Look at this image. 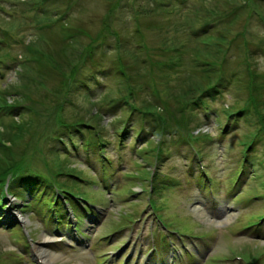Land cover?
I'll list each match as a JSON object with an SVG mask.
<instances>
[{
  "label": "rangeland",
  "instance_id": "374dc122",
  "mask_svg": "<svg viewBox=\"0 0 264 264\" xmlns=\"http://www.w3.org/2000/svg\"><path fill=\"white\" fill-rule=\"evenodd\" d=\"M59 1L60 2L58 3H53L51 1L50 3V6L57 10V13L51 16V20L55 22V27L52 29L47 28L43 31L41 36L34 39L35 45H37V53H39L38 57L31 56L30 53L25 50L24 45L29 41L28 38L31 32L34 34V24L40 25L43 16L34 20V12H25V10L22 9L25 6L24 0H20L19 4L15 3V5L6 6L9 8V11L17 13L15 20L9 18V14L5 11L0 13V25L5 28V31L8 34L6 36L3 35L4 33H1V40L3 43H0V57L5 59V56L8 53H11L9 62L7 64L6 62L5 64L2 63L1 65L3 71V76L0 78L1 93L2 90H8L6 86L10 87L15 85L16 89H19L18 87L29 80V78L36 80L35 82L30 80L33 88L43 89V91L48 89L62 91L66 90L67 87L72 86V83L70 84V82H68L69 85L62 84V81L64 82V80L57 75V73H59L57 68H59L63 62L61 56H65V53L69 51V42H71L70 40H64L60 32V26L61 24L65 23L67 25L69 23V26H77L81 31L85 30L92 34H95L96 32L98 33V31L102 29L100 27H103V18L109 11L111 2H109V0ZM151 1L153 0H136L134 1V4L130 3L133 9L128 11L127 15L119 13V22L114 23V28L122 31L120 34L121 37L124 38L123 40H126L125 42H139L142 39L140 35H144L147 42L157 46H169L168 43H170L171 46L173 45V47L178 45V48L182 51V57L179 58L177 54H173L172 57L183 59L187 63L189 57H193V55H191L188 50L190 45L187 44L189 34L185 29L184 23L191 20L196 8H201L202 5L213 8L214 0H206L202 5L200 0H190V2L196 3L194 4L195 7L192 8L190 6L188 8L180 5L183 10L182 13L178 10L165 12L160 8V11L152 16L148 14L143 15L140 17V20L144 23L146 30L137 33L133 27V22L136 21V12H141L146 9L148 10V7L153 8L150 6ZM30 2L31 1L29 0V3ZM157 2L163 6L165 0H157ZM48 3L49 1L46 4ZM154 5H156L155 1ZM30 8L31 10H35L32 5ZM48 8L50 9V7ZM218 14L221 15V13ZM245 15H247V13L242 12L232 25L235 24L237 29L242 28L243 30L244 26L249 25V28H246L249 37L254 36V34L259 33V31L263 32L264 35V31L260 29L258 22L252 24L250 22L247 23L241 21L244 20ZM61 17L65 18L64 22L58 20ZM155 17L157 18L155 19ZM214 17L219 18L217 14H215ZM21 18L23 20H21ZM129 22V30L123 31L122 24L126 25ZM216 22L218 23V21ZM148 23L155 26H164V28L157 29L156 31L153 29L151 30L147 28L146 24ZM261 24H263V22ZM11 37L21 38L25 40V42H23V44H15V41ZM109 37L110 38L104 39V53L100 52L99 54L107 66L113 64L117 55L116 52H114L115 48L113 46L116 39L111 35ZM4 40H8L11 43L9 49H6L8 46L4 44ZM117 42L121 41H118L117 39ZM125 42L123 41V43ZM126 44L129 46L128 43L124 44L120 50L121 55L126 53L125 50L127 51ZM255 44H257V41L252 43L253 47ZM262 54L256 56V64L260 68L261 83L264 84V54ZM240 55L241 54L237 53L238 57ZM27 56L28 61L25 62L24 60ZM39 57H41L42 62H44L42 67L37 64ZM20 58L23 59L24 65L20 64ZM53 61H56L55 68H53ZM243 65L245 64L243 63L240 65L239 62H233L228 73L235 71L236 69L242 70V68H244ZM92 66L93 64L89 63V65L78 67L76 69L75 77L80 79L91 70L99 71V68H91ZM187 66L188 64L184 67H179L177 73L179 75L186 73L187 75V72L191 71ZM138 71L137 68L133 67L129 72L136 74ZM194 72L197 71L194 70ZM65 73L66 75H70L71 70L67 68ZM91 76L92 80L90 86L94 90L95 95L88 97L85 95L83 88L78 87V92L75 90L76 95L74 97L72 96L76 106H73L75 107L73 109L68 108L67 111L69 113L63 115V117L77 119L82 115L85 120L87 119L93 124L99 123L103 126L105 125L104 133H106L109 138L115 140L116 136L114 134V129L112 127L109 128L108 123L115 116L121 119L125 117L126 114L120 109H116L115 114L113 112V115L112 113L105 114L101 120L94 119L96 117H93L95 111L92 109L94 106H92L93 103L91 101L94 98L96 100L100 99V102L105 103L108 98L104 95L105 92L103 91V86L109 87L111 91H117L120 87L117 85V77L113 75L110 77L102 76L101 78V76L97 77L95 73H92ZM146 79L145 83L153 88L155 83L159 85L158 81L154 83L153 81H147ZM200 79L201 76L199 72H197L191 81L200 82ZM16 85H18V87ZM222 93L223 96H219L216 100H210L208 103L209 112H211V114H215L216 112L220 113L221 119L216 121L214 115H211L208 120L206 118L203 119L205 122H208L207 125L211 132V138L203 137L201 140H192L198 147L200 153L203 154L205 162L208 165L216 191L215 200L209 197L207 193L208 189L205 190L199 186L198 179L200 176L195 163L192 146L189 143L190 141L184 140L181 133L173 134V136H160L162 137V140H164L162 145L168 156L163 157L164 162L161 166L160 164L158 165L163 172L170 174V176L174 178L175 185H169L168 188L162 192V195L158 197L160 201L159 203L161 204L159 212L165 217V219L163 218V222L167 225L192 232L190 236H184V242L189 245V250L195 255H190L184 252V257L182 260L177 261L178 264L180 262L183 264H244L243 260L235 258V253L242 254L243 252L251 251L253 254H256L257 252L264 251V245H262L264 244V238L261 233H257V231H252L251 229L247 230L245 228L248 220L250 218L253 219L254 217L252 216H254L255 213L258 214L261 212L262 207H264L263 199L254 197L255 192H263L264 189L256 188L255 192L251 191V187H256L258 184L256 181H252L253 177L246 179V181L250 182L240 193L238 192L241 189H234L231 187L233 178L235 177L237 170L241 167L240 160L242 158V149L244 147V134L248 130L253 129L250 124L258 119V116L256 115L258 113L250 111L247 115V117L250 118L249 120L243 118L240 121L239 126L231 127L230 125L229 129L231 128V130L227 134H222L219 129V122H221V120L223 123L225 122V114L223 111L225 104L226 106L232 104L237 96L239 98L246 97L247 91L242 87V82L239 81L236 85L229 84L226 86ZM15 95V93L12 94L9 96V99L16 102L17 100L14 99L16 97ZM166 95L167 94L164 93V96ZM109 96H116V93L114 92ZM162 98L168 105L170 111H173L175 114H177V111H182L180 109L181 107H179L176 102L171 101V99L166 97ZM258 99L264 100V93H260ZM21 101L23 104H27L26 100L21 99ZM68 105L70 104L68 103ZM197 111L199 112L200 117H204L203 111ZM12 120L13 119H5L4 121L9 123ZM131 120L134 121L131 125L133 130L129 138L126 140L127 144H124L121 147L116 145L115 141H113L114 145L112 144L110 150L107 151V158L113 162L112 167H108L107 174L105 173L107 186H103L101 181H99L98 175L102 172V170L100 171L99 169L102 168L108 160H106V157L101 160L98 152H88V149L83 147V137H78V140H76L79 142L77 145L78 150L73 151V155L69 156L67 152H63L62 148H64V146L61 141L47 142L45 136H48V134L57 129L56 126H51L52 122H49L48 126H45L43 123L39 127L36 134L40 135L42 141L38 142L37 138H33V145H35L34 150L29 148L28 154L26 153L27 151L25 152V161H22L19 165L22 167L33 165L32 167L40 170H45L48 163L56 164L58 167H61L62 164V168L65 169L72 167L75 171L83 174L82 176L89 179L88 183H85L84 186L80 185V190L85 187L84 190H87L89 195L97 203L104 204L103 206L99 205L102 206V209H99L102 213L98 216V222L94 223L86 221L81 224V228L88 236L84 237V240H86L85 243L90 244L89 246L78 245L76 244V241H74L76 247H67L65 245L60 246L57 244H54V246L43 245L40 247L41 251L45 249L54 254H58L56 259H53L50 264H157L160 260L166 261L167 264L169 263V252L172 245L167 240V234L165 232H159L160 229L156 228L153 222V216L155 214L150 213L152 209L148 205L153 194V189L151 192L152 194L149 193V197L147 195L148 192L140 193V185L137 186L135 182L132 183L133 180L136 181V179L132 177V174L139 169L138 162L141 161V158L135 151H137L138 148L143 146L149 147L150 145L146 142L140 144L137 143V145L136 143L133 144L135 140L134 134L137 132L136 130L142 126V121L137 120L135 116H132ZM114 122L116 123V121ZM146 124L147 129L151 130V124L148 122H146ZM0 126V135H4L3 126L1 124ZM63 134L65 140L68 141L67 143L71 145L72 139H70L69 135L66 133ZM150 134L153 136V132ZM156 138H158V136H156ZM218 138H222L221 141ZM29 139L30 137H27L24 140L26 142L25 147L28 145V142L30 141ZM8 144H10V142ZM21 144L18 143L15 148L17 150L20 146L21 148H24V145ZM67 149H71V147ZM67 149L64 150L68 151ZM263 154L264 143L262 142V144L257 147V157L262 158ZM22 155L18 153L17 157ZM144 158L147 162L154 163L155 153L151 152L150 155H146ZM92 165L94 168H89L92 167ZM175 165L178 166V170L175 169ZM189 167L195 169L194 176L190 175L188 172L187 169ZM147 169L150 168L148 167ZM257 171L258 174L264 173V170L261 167H257ZM62 178L65 177L62 176ZM151 183V181L144 182L148 191L150 190ZM170 183L171 182H168L167 184ZM134 191L137 193H133ZM32 201V196L29 197V199H25V202L19 201L14 197V200L10 202L11 206L9 205V207L13 206L10 211L14 209L17 214L10 215L8 212L9 207H6L1 212L2 215H5L8 225L15 230L11 231L0 227V264L17 263V258L15 257L20 256L18 255V252H22L24 253L22 255L26 256L27 251H22L24 234H22L23 231L20 230V227L23 226L27 231H31L32 236L37 242H40L48 235L54 234V227L50 223V219L43 216L44 211L47 210L46 208L37 207L33 211H28L32 210V208L28 207L27 209L26 205L30 204ZM36 205L39 206L38 204ZM38 209L42 210L40 211L41 214L36 212ZM130 214H135V217L141 214V218L137 220V224H134V229H131L132 236L129 238V230L123 229V231H121L119 227L122 223L128 221L126 219H129ZM19 216L23 217V222ZM255 219H257V217ZM170 220H173L174 223L171 224ZM14 232L18 234L17 236L19 240L15 239ZM165 237L166 244H163L161 242H164ZM173 238L180 246L182 240L178 237ZM16 242H19V245ZM133 242H135L134 255L128 259L126 255ZM192 242L198 244V249L200 250L199 255L197 253V248L191 246L190 243ZM155 243L158 247L160 246V258L153 254V252L151 255L147 254L148 249L152 248ZM7 252H12V256ZM43 255L45 256L44 253ZM209 255H213L215 259L211 258ZM261 264H264V256L261 258Z\"/></svg>",
  "mask_w": 264,
  "mask_h": 264
},
{
  "label": "trees",
  "instance_id": "16d2710c",
  "mask_svg": "<svg viewBox=\"0 0 264 264\" xmlns=\"http://www.w3.org/2000/svg\"><path fill=\"white\" fill-rule=\"evenodd\" d=\"M8 1L18 4V0H0V10L4 7V3ZM31 1L36 3L37 8H42L44 3L48 1L49 3H51V1L53 3L60 2L59 0ZM134 1L136 0H109V2H111L109 11L103 18L104 24L103 27H100L102 29L98 31V33L92 34L85 30L81 31L77 26H69L70 24L60 30L64 40H70L71 42H69V51L65 53V56H61L63 62L62 65L57 68V70H59L57 75L64 80L62 84L69 85L68 82H70L72 86L62 91L57 89L43 91V89L33 88L30 80L32 82L36 80L28 76L29 80L19 87L16 85L19 89H16L15 85L8 87V94L11 96L15 93L16 97L14 99L17 100L15 103L13 102L12 105L9 104V106L15 109L14 113H17L20 119L17 120L14 118V120L8 124H4V135H0V178L6 177L7 173L10 171L20 169L19 164L25 161L24 157L26 153L28 154V149L32 148L34 150L35 148V145H33V138H37L38 142L42 141L40 135L36 133L43 123L45 126H48V123L52 122L51 126L57 127L54 132L45 136L46 140H48L47 137L50 136L51 138L55 136L58 137V132L68 129L82 131L81 133L83 134L85 131H88L92 143L91 145H98L106 149L109 140L104 133L105 125L103 126L99 123L91 124L87 122L82 115L77 119L63 117V115L69 113L67 111L68 108L73 109L75 108L73 106H76L72 98V96H75L74 84L83 81H79V78L75 77L76 69L82 65H89V63L93 64L91 68H99V71L91 70L85 75L87 76L85 80H92V73L106 77L113 75L117 77V85L120 87L117 91L110 90V92H107L109 91L107 90L104 93L108 98L105 102L114 101L142 116L150 115L162 121L166 125L165 128L173 125V127L176 126L181 128L184 126L187 128L192 121V108H197L202 103L207 93L213 96L211 94V89L214 88L212 91L218 92V85L225 82V76L230 73H234L232 77H235L237 81L243 82L245 90L247 91L245 98L236 100L237 106L242 105V103L253 105L261 104L264 110V100L258 99L259 94L264 93V91L261 86L260 68L256 64V56L262 53L264 54L263 32L259 31V33L249 37L246 32V28H249V25L244 26V30L242 28L237 29L235 24V28L234 25H232L242 12H246L247 15H245L244 20L241 21L250 22L252 24L258 22L260 29L264 31V0H214L213 8L202 5L206 1L202 0L201 8H196L191 20L187 22V26L185 27L186 30L189 29L192 31V33L187 32L189 34L187 44H190L188 50L193 57H189L187 63L183 59L172 57L173 54H177L179 58L182 57V51L178 48V45L173 47V45L171 46V44L168 43L169 46H157L147 42L144 35H140L142 39L139 42L131 43L123 40L124 38H122L120 34L122 31L115 29L114 23L119 22V13L127 15L128 11L133 9L130 3L134 4ZM154 1L156 5H154ZM154 1L150 3V6L153 8L148 7V10L136 12V21L133 22V27L137 33L146 30L144 23L140 20L141 16L146 14L152 16L156 14V12H159L160 8L162 10H172L175 6L174 0H165L163 6H161L157 0ZM218 13H221V15ZM215 14H217L219 18H215ZM156 18L157 17H155V19ZM48 20L51 21L50 19ZM216 21H218V23ZM261 21L263 24H261ZM51 23L53 22L51 21ZM47 25L41 26L42 29L40 30L39 36L46 30L43 29L47 27ZM129 25L130 22L126 25L122 24L123 31H128ZM146 25L147 28L155 31L164 28V26H155L151 23ZM0 29L4 30L3 26L0 25ZM110 35L116 39L113 46L115 48L114 52H116L117 55L113 64L107 66L99 54L100 52L104 53V39L110 38ZM34 39L35 38L30 40V43L27 45L28 52L31 56L38 57L39 53H37V45H35ZM117 39L121 41L122 44L121 42H117ZM123 41L128 43L129 46L126 44L127 51L125 50L126 53L121 55L120 50L125 44ZM255 41H257V44L253 47L252 43ZM0 43H2L1 32ZM237 53L241 55L238 57ZM27 59L28 56L25 58V62L28 61ZM233 62H239L240 65L244 63V68H242V70L236 69V72L232 71L228 73ZM53 63V68H55L56 61H53ZM37 64L41 67L44 65L41 57L38 58ZM187 64V68L191 71L187 72V75L186 73L179 75L177 69ZM133 67L139 70L138 73L132 74L129 72ZM67 68L71 70L70 75H66L65 73ZM194 70L199 72L201 76L200 82L191 81L197 73L194 72ZM145 79L147 81H153L154 83L158 81L159 85L155 83L153 88L145 83ZM114 92L116 96H109ZM164 93L167 95L164 96ZM162 97L176 102L178 106L181 107L180 109L182 111H179V114L178 112L175 114L173 111H170ZM21 99L27 101L25 107L21 104ZM1 102L8 104L7 95L0 96V103ZM68 103L70 105H68ZM92 103V106H98V104L102 102ZM247 107L248 106H242L240 108L241 113L246 111ZM92 109L94 110V107ZM94 114L93 117H96L98 120L102 119L101 113H98V111H95ZM263 118L264 114L261 112V119ZM27 137H30V141L25 147L26 142L24 140ZM7 142H10V144L6 146ZM18 143H22L24 148L20 146L17 150L15 147H17ZM18 153L21 155L24 154L17 157ZM52 167L58 166H56V164H48L49 169Z\"/></svg>",
  "mask_w": 264,
  "mask_h": 264
},
{
  "label": "bare ground",
  "instance_id": "6f19581e",
  "mask_svg": "<svg viewBox=\"0 0 264 264\" xmlns=\"http://www.w3.org/2000/svg\"><path fill=\"white\" fill-rule=\"evenodd\" d=\"M43 253L48 258V260L51 262L53 259H56V257L58 256V254H54L53 252H51L49 250H43Z\"/></svg>",
  "mask_w": 264,
  "mask_h": 264
}]
</instances>
